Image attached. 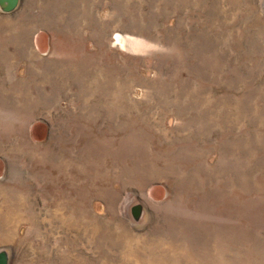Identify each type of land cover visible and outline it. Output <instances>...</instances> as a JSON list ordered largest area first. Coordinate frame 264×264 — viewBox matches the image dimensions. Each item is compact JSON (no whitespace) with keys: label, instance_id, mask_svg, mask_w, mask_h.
I'll return each instance as SVG.
<instances>
[{"label":"rangeland","instance_id":"rangeland-1","mask_svg":"<svg viewBox=\"0 0 264 264\" xmlns=\"http://www.w3.org/2000/svg\"><path fill=\"white\" fill-rule=\"evenodd\" d=\"M263 4L0 8L11 264H264Z\"/></svg>","mask_w":264,"mask_h":264},{"label":"water","instance_id":"water-1","mask_svg":"<svg viewBox=\"0 0 264 264\" xmlns=\"http://www.w3.org/2000/svg\"><path fill=\"white\" fill-rule=\"evenodd\" d=\"M22 0H0V8L3 13H11L20 7ZM264 13V4H263ZM143 206L137 204L132 207L133 217L138 220L141 217ZM10 255L6 249H0V264H10Z\"/></svg>","mask_w":264,"mask_h":264},{"label":"bare ground","instance_id":"bare-ground-1","mask_svg":"<svg viewBox=\"0 0 264 264\" xmlns=\"http://www.w3.org/2000/svg\"><path fill=\"white\" fill-rule=\"evenodd\" d=\"M108 225H109V224H108ZM94 231H95V230H94ZM109 239H110V238H109ZM107 240H108V239H107ZM123 241H124V240H123ZM115 242H116V241H115ZM96 243H97V242H96ZM144 243H145V242H144ZM111 248H112V247H111ZM113 249H114V248H113ZM141 249H142V247H141ZM104 257H105V256H104ZM104 257H103V258H104ZM109 257H110V256H109ZM162 259H163V256H162V258L159 257V258L156 260V263H155V264H163V263H162ZM113 263H114V262H113ZM10 264H11V260H10Z\"/></svg>","mask_w":264,"mask_h":264}]
</instances>
